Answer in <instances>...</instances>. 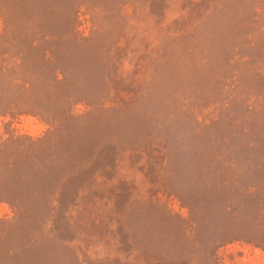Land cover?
I'll list each match as a JSON object with an SVG mask.
<instances>
[{"label":"rangeland","instance_id":"obj_1","mask_svg":"<svg viewBox=\"0 0 264 264\" xmlns=\"http://www.w3.org/2000/svg\"><path fill=\"white\" fill-rule=\"evenodd\" d=\"M0 264H264V0H0Z\"/></svg>","mask_w":264,"mask_h":264},{"label":"trees","instance_id":"obj_2","mask_svg":"<svg viewBox=\"0 0 264 264\" xmlns=\"http://www.w3.org/2000/svg\"><path fill=\"white\" fill-rule=\"evenodd\" d=\"M64 196L66 197V193H64V192L62 193V192H61V196H60V197L63 198ZM63 202H65V199H63Z\"/></svg>","mask_w":264,"mask_h":264}]
</instances>
